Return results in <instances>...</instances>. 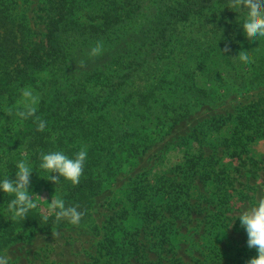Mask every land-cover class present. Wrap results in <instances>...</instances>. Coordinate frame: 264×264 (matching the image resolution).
I'll use <instances>...</instances> for the list:
<instances>
[{"label":"trees","instance_id":"16d2710c","mask_svg":"<svg viewBox=\"0 0 264 264\" xmlns=\"http://www.w3.org/2000/svg\"><path fill=\"white\" fill-rule=\"evenodd\" d=\"M83 1L47 0L44 34L37 40H30L26 16L11 13L14 2H0V110L6 113L19 90L29 86L41 95L37 115L47 121L41 132L32 118L19 122L15 117L19 127L0 136V180L14 178L17 162L27 158L33 171L29 191L36 195L52 188L66 206L79 205L78 210H86L80 224L89 218L104 180L150 148L161 130L220 98L227 83L223 73L231 86L243 82L240 64L223 51L226 46L234 51L242 37L236 25L242 12L227 8L229 0H97L103 7L81 23L77 13ZM205 11H212L211 20L204 18ZM142 18L141 27H131ZM218 18L222 22L213 24ZM97 41L104 52L89 59ZM81 60L86 67L79 66ZM256 65L264 76V57ZM42 72L47 81L39 77ZM252 108L240 121L241 136L249 140L260 123L259 106ZM82 146L87 159L78 185L63 177L56 185L46 180L41 152L63 151L74 158ZM11 199L0 191V249L34 232L74 226L67 220L56 223L54 214L39 207L25 220H13L7 210ZM106 256L105 264H123L129 250L107 248Z\"/></svg>","mask_w":264,"mask_h":264},{"label":"rangeland","instance_id":"374dc122","mask_svg":"<svg viewBox=\"0 0 264 264\" xmlns=\"http://www.w3.org/2000/svg\"><path fill=\"white\" fill-rule=\"evenodd\" d=\"M3 1L14 2L9 7L14 15L26 16L30 40L42 38L47 0ZM98 7L103 6L97 0L83 1L77 18L84 23ZM205 12L204 18L211 20L212 11ZM244 15L236 24L242 35L238 47L225 54L240 64L241 86L229 85V74L223 73L227 83L220 88V98L161 130L150 148L104 180L83 224L34 232L0 252L18 264H105L106 249L121 247L129 250L123 264H246L254 257L256 250L247 246L246 230L237 217L264 196V76L257 74L256 65L264 57V40L246 37ZM221 22L218 18L212 23ZM142 24L143 18L131 27ZM242 50L248 51L250 61L257 60L254 67L233 59ZM254 75L257 80L247 84ZM47 76L42 72L39 77L47 81ZM253 103L262 115L258 112L255 139L249 140L241 136L240 121ZM15 121L0 110V136L18 128ZM54 192L40 189L34 195L46 214L53 195H58Z\"/></svg>","mask_w":264,"mask_h":264},{"label":"clouds","instance_id":"9594fccd","mask_svg":"<svg viewBox=\"0 0 264 264\" xmlns=\"http://www.w3.org/2000/svg\"><path fill=\"white\" fill-rule=\"evenodd\" d=\"M226 7L232 11L234 10V12L245 13L242 29L250 41L264 40V0H229ZM223 51L230 52L231 49L226 46ZM103 52V42L97 41L90 48L87 56L89 59H93L101 56ZM233 59H239L244 63L251 62L248 51L243 50ZM79 66L86 67V62L81 60ZM19 91L20 99L16 105L7 110L6 115L15 116L19 122L32 118L37 125V131L43 132L47 121L37 115L41 95L31 87H24ZM86 159V146H82L74 158H70L63 151L41 152L39 167L49 174L46 180L55 185L63 177L73 186H76L83 175ZM16 168L14 178L5 176L3 180H0V191L13 197L7 205L11 218L13 220H25L29 211L38 207L34 199L35 194L29 191L30 177L33 171L27 158L18 161ZM78 209L79 205L66 206L64 199L56 195H53L51 203H48V212L54 214L56 223L67 220L69 224L78 226L86 215V210L80 211ZM237 218L246 230L247 246L250 249H255L257 253L246 264H264V196L259 197L254 205L242 211ZM48 219V215L43 216L44 222H47ZM56 235L58 233H53V236ZM0 264H18V262H14L9 253L0 252Z\"/></svg>","mask_w":264,"mask_h":264}]
</instances>
